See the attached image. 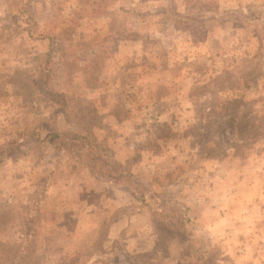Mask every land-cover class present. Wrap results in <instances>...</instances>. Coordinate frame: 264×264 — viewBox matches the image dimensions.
<instances>
[{"label": "rangeland", "instance_id": "obj_1", "mask_svg": "<svg viewBox=\"0 0 264 264\" xmlns=\"http://www.w3.org/2000/svg\"><path fill=\"white\" fill-rule=\"evenodd\" d=\"M177 129L209 168L263 159L202 221L150 167ZM259 143L264 0H0V264H264Z\"/></svg>", "mask_w": 264, "mask_h": 264}, {"label": "crops", "instance_id": "obj_2", "mask_svg": "<svg viewBox=\"0 0 264 264\" xmlns=\"http://www.w3.org/2000/svg\"><path fill=\"white\" fill-rule=\"evenodd\" d=\"M114 118L115 117L111 114L105 115V119L109 123L112 122ZM126 123L128 124L129 122L127 121L123 122L121 120L119 121V118H118L117 127L119 131H122V129L126 128L127 126ZM173 129H176V128H173ZM106 133H107V130H105V134ZM169 136L170 137L166 140V142H163L162 145H160L158 150L151 151L150 153L151 157H153L155 160L152 159L151 161L152 164L150 163L151 164L150 167L152 169L154 168L153 169L154 175L157 174L158 176L160 173H162L163 170L160 168L161 165L160 166L157 165L155 161L161 160L160 164L167 162V165H171V170H175V172L172 173V176L174 178L179 179L182 182V188H183L182 193L179 197V203L176 204L175 206L187 207L188 208L187 211L190 214L192 221H195V222L202 221L199 216H202V214L200 215V212L201 210H203V206L205 204L204 203V193L205 195H209L210 197L214 198L216 194L218 193L216 192L218 188H220L222 184H226V181H225L226 179L223 180V177H222L224 174H227L228 177L229 176L234 177L237 174L243 173V178L244 179L248 178V180L252 178V175L258 176V174H256L255 171L259 169V167L255 166V160L258 162V160L261 158H255L253 156L241 158V157H233L230 155L224 161H221V162L218 161L217 164L213 161L215 165H217V168H209L207 160H204L203 158H201L200 154H196V153L194 154L195 147L190 145V136H193L191 133L182 132L180 134L178 133V129H177L174 132H172ZM107 143L109 146H113V144L110 141ZM260 145H261L260 143L256 144L255 147H257L256 149L260 147L259 150L261 151L262 155H264V145L263 146H260ZM116 147L118 148V146ZM225 164H230L232 167L228 170L227 166H224ZM236 164L237 166H239V164L243 165L244 169L240 171L235 170L234 167L236 166ZM184 166H188V168L184 171L182 170L180 174H177V169L181 167L183 168ZM207 170H211V173H209ZM204 179H205L206 188L203 187ZM206 180H209V181H206ZM213 182H214V185L212 186L213 190L208 189L207 187L210 186L209 184L212 185ZM146 184H149L147 180H146ZM251 186L253 187V185ZM225 194L230 195L227 192ZM214 211L216 210L213 209V214H215ZM216 218H218V220H216ZM214 219L216 221H214L213 223H211L210 221L204 227V229H214V227H217L216 229L219 230L220 229L219 224L223 221V218L215 217ZM139 229H140V226H139ZM138 240H139L138 243H141L146 240V237L142 238V233H141L139 235ZM148 241H149V243L147 244L148 248L157 247L158 242L155 239V237L150 236ZM253 243H254L253 241H251L250 243L248 242V240H246L245 244L250 248L249 249L250 252L251 250L252 251L254 250V249H251V246L253 245ZM228 253H230V250L229 252L227 251L221 252L219 256L223 257L227 255ZM249 255H250L249 252H246V254L235 259L236 261L235 264H239L237 261L242 262V260L245 261L253 257V253H252V256H249ZM166 259H168V256L165 257L164 260L166 261Z\"/></svg>", "mask_w": 264, "mask_h": 264}, {"label": "trees", "instance_id": "obj_3", "mask_svg": "<svg viewBox=\"0 0 264 264\" xmlns=\"http://www.w3.org/2000/svg\"><path fill=\"white\" fill-rule=\"evenodd\" d=\"M174 201H175V200H172V201H171V203H173V204H174Z\"/></svg>", "mask_w": 264, "mask_h": 264}]
</instances>
